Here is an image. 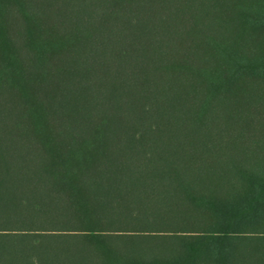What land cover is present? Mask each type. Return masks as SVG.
<instances>
[{"label": "trees", "instance_id": "obj_1", "mask_svg": "<svg viewBox=\"0 0 264 264\" xmlns=\"http://www.w3.org/2000/svg\"><path fill=\"white\" fill-rule=\"evenodd\" d=\"M0 264H264V0H0Z\"/></svg>", "mask_w": 264, "mask_h": 264}]
</instances>
